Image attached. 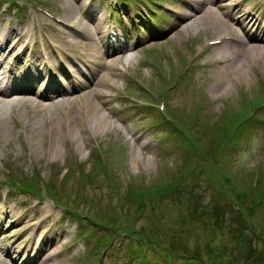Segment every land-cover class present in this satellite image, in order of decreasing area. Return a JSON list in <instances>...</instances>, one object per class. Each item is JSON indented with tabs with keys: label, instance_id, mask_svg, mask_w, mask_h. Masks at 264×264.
I'll list each match as a JSON object with an SVG mask.
<instances>
[{
	"label": "rangeland",
	"instance_id": "obj_1",
	"mask_svg": "<svg viewBox=\"0 0 264 264\" xmlns=\"http://www.w3.org/2000/svg\"><path fill=\"white\" fill-rule=\"evenodd\" d=\"M64 1L15 0V3L23 5L25 17L22 21L26 28L30 29L32 24L41 26L39 9L35 6V2L43 6H51L57 13L51 10L60 16L64 11ZM85 1L82 0V4ZM89 1L95 4L98 10L100 9L99 14L106 17L109 26L125 33L135 34L138 32L139 37H145V43L149 45L146 50L140 53L126 54L128 56L135 55V57L132 63L125 67L124 78L115 76L118 92H111L115 98L110 106L114 111L113 120L117 121V128L102 135H94L89 131L81 135L66 136L65 128L61 125L64 134H60L58 139L56 138L52 148V120L45 114L49 108L59 104L57 100L52 102L44 99L43 102L47 106L45 109H37L38 113L33 111L30 103H14L12 107H8L6 111L0 113V185L8 179L6 167L19 175L23 179V183L26 184L29 183L26 176H35V173L39 171L41 184H44L50 176H56L54 192L73 198L78 188L76 186L78 176L75 174L70 179H63L62 174L65 167H75L76 162L79 161L85 164L86 171L92 169L94 162L91 153L99 148L105 152L108 170L102 171L97 175V178L92 179L91 184L86 187V192L81 190L78 192L77 196L82 200L80 208L84 212L100 211L107 204L117 202L123 193H128L131 189H138V191L144 187L150 189L154 183L163 188H166L165 184L167 183L171 187L174 180L177 179L180 180L182 188L183 184L191 183L197 195L192 194L187 199L184 197L187 196L186 191L178 190L175 194L177 198H175L170 196L167 189L168 194L163 196L155 194L152 198L144 200L145 206H141L140 214L135 211L134 204L127 203L122 218L123 228L127 227L126 223L133 222L142 231H147V233L143 232V235L153 243L152 249L147 248V251L144 250L145 245L135 244L134 248L144 250V252L139 251L138 255L131 253L127 247L129 241L127 236L120 238L121 236L115 234L113 240L109 242L111 244L108 245L107 242L99 246L96 243L97 235L107 234L106 231L97 229L95 235L90 234V230L87 235L78 234L75 224L70 220H63L59 210L54 208L50 201L40 202L38 197L32 193L13 196L12 202L37 203L34 215L44 208L51 209L59 223L56 233L59 230L65 231L63 235L61 234L60 242L56 240L53 245V248L58 250V254L54 255L50 262L53 264H184L185 262L182 261L184 256H178L172 248H176L181 255H186L190 248H195L198 243L203 247V256L206 262L210 261L209 245L212 244L216 247L215 252L220 256L219 262L228 264L230 257L235 256L238 252L230 233V226L232 228L235 226L237 215H240L237 212V207L241 205L242 211L246 206L249 207L252 199L256 198L258 185L261 184V181L264 183V123L255 120L250 124L255 117L264 115V110L251 107L248 102L250 100L257 103L254 101L264 97V58L258 61L255 72L250 71L251 86L247 87L242 84L240 87L238 85L233 89L231 95L216 99L211 87L216 67L208 63L212 60V48H208L202 56L197 53L206 40H212L218 35L215 29L205 25L199 31L192 29L188 35L178 39L174 37L177 26L172 28L171 35L166 38L165 34L159 38L151 37V33H162L169 20L170 9L168 7L170 5L165 4L174 3L176 6L172 7L181 12L189 11L188 8L178 4L177 0H163L166 2L165 6L155 5L162 11L155 15L159 22L155 19L156 22H153L146 15L144 19L139 18L144 14V12L137 13L136 9L140 8H144L146 14L152 17V13L144 6L142 0H126L124 4L119 0ZM224 1H226L224 3L226 11L235 0ZM148 2L152 4L150 0ZM113 3L116 7L115 14L121 16L126 23L110 16L108 11ZM2 6L5 4H0V7ZM101 8L103 9L101 10ZM243 8L258 15L257 17L260 19H264V0H246V5ZM215 10L219 11L216 7ZM76 13L77 19L86 20L78 5H76ZM0 15L3 17L0 28L5 26L4 19L10 20L14 24L17 23L12 10L6 13L0 12ZM42 17L51 23L52 21L58 23V20L45 13H42ZM133 18L141 23L136 27V30L133 26ZM115 21L117 24L114 23ZM155 26L156 30L160 32L151 30V27ZM34 32L36 41L30 45H34L33 50L36 48L39 50L43 48L42 37L36 31ZM81 40L83 42L79 43L78 49L85 47L84 38L81 37ZM7 43L6 48L8 49L10 43ZM15 51L16 49H13L9 55L3 52L1 55L5 57L1 60L2 64L12 63L14 70L17 71L21 67L22 60L15 61L13 58ZM144 64L147 66H143ZM117 68L114 71L118 74L124 69V66L122 63H118ZM174 82L176 84L172 85ZM131 85L139 88L142 93L136 95L135 92H132ZM34 87L36 92L42 86L35 85ZM134 87L133 90L137 91ZM150 93H155L156 97ZM143 96L154 100L152 101L153 108H157L159 102V100H155L157 97H168L166 104L168 103L169 107L173 108L177 123L189 130L190 133L193 132V136L200 141L198 145L201 149L199 151L201 159H199L198 167H202L206 173H198L197 165L193 164L194 152L184 145L190 144L189 140L174 132L172 135L156 112L144 109L147 104L142 101ZM29 97L38 98L37 95H29ZM50 103L54 104L48 105ZM144 110H150L152 115L144 114ZM106 112L104 110V113ZM120 116L123 120L119 119ZM34 129H37L38 133L36 140H33L34 132L32 131ZM138 135L140 137L136 142L134 139ZM225 136L228 137L224 138ZM207 150L212 152L214 150V156L219 160L218 170H211L210 162L203 158ZM131 151H133L136 160L134 162ZM187 169H195V172L193 175L187 176L185 174ZM59 171L60 174H58ZM7 192H13V189L9 190L6 186L0 188V201L3 200V195ZM41 194H45L44 191ZM216 199L220 202V210H210L208 203ZM177 201H184V203L178 204ZM186 207H191L190 209L193 211L189 214L190 218L183 219L181 211L186 210ZM3 208V204L0 205V210ZM16 209L22 210L17 204ZM117 211L120 212L119 209ZM30 214L33 213L26 211L27 216ZM218 218L221 219L222 225ZM251 220L255 222L256 228L264 229V204H257L254 211L251 212ZM117 221H121V216ZM10 223V219H7L4 224H1L2 227L5 225V228L0 231V234L3 233L0 241L5 242L6 247L16 239L17 235L25 234L27 227L31 225L32 227L27 232V238L32 239L34 230L39 224L33 222L10 226ZM106 239H108L107 236L104 242ZM120 241L124 246L120 245ZM21 243L18 242V245ZM258 243L261 247L262 242ZM12 254L10 253L9 257L5 258L6 264H12L10 257L14 259L15 264H23L16 254L11 256ZM140 254L142 257L146 256L144 261L139 259ZM255 256L248 257L245 262L241 260L239 264H251L249 262L254 260ZM235 261H238V258H235Z\"/></svg>",
	"mask_w": 264,
	"mask_h": 264
},
{
	"label": "bare ground",
	"instance_id": "obj_2",
	"mask_svg": "<svg viewBox=\"0 0 264 264\" xmlns=\"http://www.w3.org/2000/svg\"><path fill=\"white\" fill-rule=\"evenodd\" d=\"M177 2L189 11L181 12V17L175 25V27L178 26L174 32L175 38L182 39L192 29L199 31L205 25L211 26L218 33L215 37L218 42L211 45L213 55L210 62V65L216 67V74L211 85L215 98H226L238 85L251 86L250 71L255 72L258 61L264 58V28L260 26L258 17L242 8L245 1L235 0L229 12L225 11L226 1L224 0H177ZM64 4L61 18L65 25L61 24L56 34L48 33L49 38L45 42V47L50 46L55 53L49 51L45 55H39L37 51H29V73H26V77L15 72H10L8 76L2 73L3 61H0V96L4 97L0 98V113L12 107L14 103H30L33 111L38 113L37 109L46 107L41 99L53 100L56 95L64 97L58 102L59 104L49 108L45 114L52 120V148L56 138L64 134L61 125L65 128L66 136L81 135L89 131L94 135H102L117 128V121L113 120L114 111L110 106L114 100L111 92L118 90L115 76L122 77L124 71L117 74L114 70L117 69L118 63L129 66L134 58V55L124 56L130 48L129 45L123 44L124 37L128 36V33L122 35L110 32L109 27L103 22V17L98 16L97 8L89 11L87 21H80L76 16V5L79 6L81 13L85 14L86 4L84 2L82 4V0H65ZM215 7L220 11H216ZM81 37L85 40V47L78 49L79 43L83 42ZM132 37L135 36L132 35ZM29 41V34L18 30L11 25L10 21L0 28V54L7 49V42L10 43L9 47L13 44L7 53L9 55L13 49L23 48V52L28 48ZM135 42H138L137 38ZM133 44L132 40L131 46ZM205 45L209 46L206 43ZM20 56L22 54L18 55ZM4 57L1 55L0 59ZM123 57L125 60L122 62ZM69 63L73 66L75 63L83 66L82 69L76 66L74 73L83 75L85 70L88 73L87 82H83L78 77H70L68 81L64 80L63 83L51 85L50 80L47 79L44 88L51 85L50 90L53 95L42 89L40 99L28 100L23 96L13 100L6 99L9 98L11 90H23V87L17 89L16 84L22 81L37 83L46 78V75L51 78L53 74L47 70L51 67L57 68L53 71L54 74L61 72L57 76L60 77L67 72ZM33 71L36 74L35 78L31 75ZM67 73L72 75L73 71L70 70ZM9 87H11L10 90ZM27 90L30 89L27 88ZM104 110L107 112L104 113ZM32 132H34L33 140H36L37 129ZM130 133L133 134L132 131ZM139 137L140 135L136 136L134 141L137 142ZM36 143L38 144V141ZM131 155H134L133 151ZM132 160L136 161L134 156ZM26 211H34V205L27 204L25 211L17 210L15 205L3 210L0 214V227L7 219L15 221L18 225L30 222L42 223L47 222L48 219L54 223V215L49 209L44 208L39 210L37 215L30 214V216L26 215ZM31 227L32 225L28 226L26 233H21L18 240L16 239L17 241H14L7 249H4L0 243V264H5V257L1 253L8 255L11 248H17L19 257H22L26 264H53L50 261L54 255L58 254V250L53 248V245L59 238L49 227L44 235L37 238V232H35L32 239L28 240L27 232ZM21 240H27V242L16 246V243Z\"/></svg>",
	"mask_w": 264,
	"mask_h": 264
},
{
	"label": "trees",
	"instance_id": "obj_3",
	"mask_svg": "<svg viewBox=\"0 0 264 264\" xmlns=\"http://www.w3.org/2000/svg\"><path fill=\"white\" fill-rule=\"evenodd\" d=\"M169 184H165L166 188H163L159 186L157 183H154L152 185V188H142V190H139L136 192V189H133L132 195L133 198L135 197V200L139 203V208L138 212L141 210V204L139 201L147 200L149 196L152 195H165L167 193V189L170 192V196H175L176 191L180 190V187L174 188L175 186H168ZM260 190L255 194L256 198L252 199L253 201L251 202V205L249 207H245L243 211L241 210V205L240 207L237 208V212L240 213V215H237L238 217L236 218L235 226L233 228L230 226V233L232 234L233 241L235 244V247L237 249V254L235 256L230 257V261L228 264H239L241 260L247 261L248 257H252L254 255L255 259L252 260L251 264H264V229L261 228H256L255 227V222L251 220V212L254 211L256 208L257 204H264V184L259 188ZM192 194L197 195L192 189L189 190V197H191ZM174 198V200H175ZM179 203V201L177 202ZM220 204L215 203L212 208H209L210 210L216 209L217 211L220 210ZM191 207H186L187 214L189 215L193 209H190ZM190 217V215H189ZM220 225L223 223L221 222V219L218 218ZM128 231H130L128 229ZM133 233H137L138 230L134 229L132 230ZM143 232H146L144 230ZM142 231L138 234H135L134 238L139 242L143 244H149L152 245L151 240L148 238L144 237V233ZM258 232V233H257ZM261 243V247H259V243ZM210 250H211V258L209 259V262H206V259L204 260L203 256V247L199 245L198 243L195 245V248L191 249L188 251L186 255H181L179 251L176 248H172L177 252L176 254L178 256H184L182 261L185 262L184 264H189V263H196V264H223L219 262L220 256L217 255L216 247L214 245H209ZM203 256V257H202ZM235 258H238V261H235ZM253 262V263H252ZM245 264V263H244Z\"/></svg>",
	"mask_w": 264,
	"mask_h": 264
}]
</instances>
